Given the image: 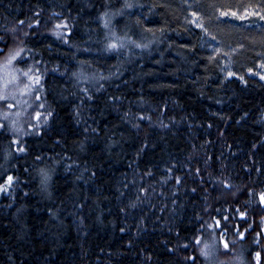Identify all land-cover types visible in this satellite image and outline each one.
Instances as JSON below:
<instances>
[{"label": "trees", "instance_id": "1", "mask_svg": "<svg viewBox=\"0 0 264 264\" xmlns=\"http://www.w3.org/2000/svg\"><path fill=\"white\" fill-rule=\"evenodd\" d=\"M186 1L0 0L49 117L0 125V264H205L213 226L262 253L264 25L223 16L264 0Z\"/></svg>", "mask_w": 264, "mask_h": 264}, {"label": "rangeland", "instance_id": "2", "mask_svg": "<svg viewBox=\"0 0 264 264\" xmlns=\"http://www.w3.org/2000/svg\"><path fill=\"white\" fill-rule=\"evenodd\" d=\"M186 4L190 10L194 9L193 0H187ZM262 17L264 15L239 16L230 13L224 15L223 19L243 25H264ZM63 35L54 33V36H58L61 40ZM17 52H19V56L9 63V58ZM23 52V47H17L0 59V125L8 126L9 133L17 137L16 141L27 136L29 132H35L49 118L43 117L42 106L37 103L42 90V75L37 65L23 56ZM254 69L255 74L264 80V59L257 61ZM24 73H28V75H24ZM223 75H229L228 65H224ZM5 138L6 140H4L7 142L8 138ZM16 141L15 144L18 143ZM5 188L8 189V187ZM224 238H220L214 226L200 238V256L205 264H264V245L262 253L256 255L254 262L251 263L249 249L252 246L250 244H240L232 249L229 241ZM225 242L228 244L227 249L224 248ZM205 244L214 245L213 254L207 258L201 253Z\"/></svg>", "mask_w": 264, "mask_h": 264}, {"label": "snow or ice", "instance_id": "3", "mask_svg": "<svg viewBox=\"0 0 264 264\" xmlns=\"http://www.w3.org/2000/svg\"><path fill=\"white\" fill-rule=\"evenodd\" d=\"M233 15H235V14L233 13ZM262 18H264V17H262ZM16 56H19V52L15 53V55H13L12 57H10L8 62L10 63L11 60H13V59L16 58ZM24 75H28V73H24ZM10 181H11V177H9V182ZM261 199L264 200V194H261ZM197 242L199 243V241H197ZM213 248H214V245L205 244V246L201 249L202 255L205 256L206 258L207 257H210L213 254ZM224 248L225 249L228 248V244L226 242L224 243Z\"/></svg>", "mask_w": 264, "mask_h": 264}]
</instances>
